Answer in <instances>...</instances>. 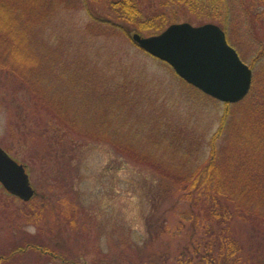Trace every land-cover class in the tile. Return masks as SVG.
I'll return each mask as SVG.
<instances>
[{
  "label": "rangeland",
  "instance_id": "obj_1",
  "mask_svg": "<svg viewBox=\"0 0 264 264\" xmlns=\"http://www.w3.org/2000/svg\"><path fill=\"white\" fill-rule=\"evenodd\" d=\"M94 9L99 17L110 18L104 5H94ZM90 12L85 7L51 10L44 24L33 26L38 35L32 45L36 57H30L15 42L0 45V53L8 55L6 61L17 65L25 77H33L32 87H36L37 78V86L43 84V92L47 91L44 94L42 88H36L39 97L45 95L38 106L49 104L47 111L51 113L46 116L38 112L37 118L45 124L52 118L70 116L67 122L71 126L68 130L54 122L62 128L61 140L66 136V147L64 152L55 140L57 151L49 156L36 139L38 126L32 123L36 119L28 121L32 114L21 116L20 128L9 135L10 120L20 118L15 116V109L13 114L4 111L0 100V142L24 164L29 184L36 191L27 204L4 200L6 205H0V235L14 238L21 246L30 236L47 243L51 259L39 256L37 248H27L29 254L22 256V264H35L34 255L39 256V264H146L148 259L163 264L165 258L166 264H175V252L183 250L189 241L176 228L177 220L170 209L165 208L169 200L153 210L148 198L153 170L148 165L157 157L167 161L179 158L169 150L175 143H187L188 138L183 142V129L195 131L191 139L194 150L199 152L202 147L207 155L210 136L219 127L234 124L231 111L239 110L234 104L244 103L252 95L258 72L259 76L264 73V56L257 57L264 49V22L259 19L248 29L242 24L224 29L228 43L252 70L247 95L225 103L186 83L168 63L140 49L126 35L124 26L112 27L93 39L87 32ZM176 16L180 18L176 22L198 24L185 20L182 13ZM206 21L218 23H203ZM64 39L63 51L57 47ZM2 77L6 75L0 74ZM6 81L0 97L8 99L14 87ZM15 92L22 99L23 91ZM17 108L24 113L23 105ZM64 110L67 116L62 114ZM30 124L31 134L27 132ZM88 128L103 130L102 134L107 131L118 151L108 142L81 139L79 143L80 135L75 132ZM51 132L47 130V135ZM13 209L28 214L20 212L15 217ZM240 236L248 240L244 232Z\"/></svg>",
  "mask_w": 264,
  "mask_h": 264
},
{
  "label": "trees",
  "instance_id": "obj_2",
  "mask_svg": "<svg viewBox=\"0 0 264 264\" xmlns=\"http://www.w3.org/2000/svg\"><path fill=\"white\" fill-rule=\"evenodd\" d=\"M98 4L104 5L110 18L98 16L100 14L94 9V5ZM55 7L63 11H76L85 7L89 12L92 11L87 32L92 33L93 39L112 27L123 29V26L132 27V31L141 35L154 34L180 20L176 16L179 13L184 15L185 20H196L198 24L205 20L216 21L222 30L237 24L248 29L250 24L259 19L264 22V0H0V45L4 42H15L30 57H36L37 53L32 45L38 40V35L33 26L44 24L45 17ZM95 8L98 9L97 6ZM66 40L60 41L57 48L64 51ZM261 56H264V49L258 52L257 57ZM7 59L8 55L1 52L0 74L6 77L0 78V93L6 80L14 89L11 97H0V100L4 102V111L13 114L15 109V116L20 118V121L10 120L7 128L9 135L16 134V130L20 128L21 116L25 113L32 114L33 116L27 118L29 122L33 121L32 118L36 119L32 123L38 126L35 135L39 144H42V152L49 156L55 154V140L65 152L66 136L61 140L62 128L59 127L60 124L54 125V122L61 123L69 130L71 126L67 122L70 119L68 112L64 110L62 113L67 118L57 113L61 116L57 120L52 118L50 122L42 123L41 118H37L38 112L46 116L51 113L47 111L49 104L38 106L39 100H44L47 91L43 92V84L42 87L37 86V78L34 79L36 87H32L33 77H25L15 67L17 65L6 61ZM259 74L260 72L255 79L252 95L244 103L241 101L234 104L239 106L236 112L240 115L231 111L237 125L235 126V122L230 127L225 124L212 132L207 155L202 147L199 148L201 154L194 150L191 139L195 137V131L183 129L184 133L181 135L183 142L188 138L187 143H175V148L169 150L178 159L167 161L157 157L151 165L145 162L153 170L148 189L153 210L156 211V207L163 200H169L168 207L165 208L170 209L177 220L176 228L182 230L186 241H189L183 250L175 252V264H264V73L261 76ZM36 88H42L44 97H39ZM17 89L23 91L20 94L22 99L16 94ZM20 105L24 106V113L19 112L17 107ZM230 117L231 115L227 120ZM31 124L27 129L29 134L32 130ZM47 130L52 131L51 135H47ZM83 130L75 132L80 135L77 137L79 143L82 140L88 142L87 139L108 142L118 151L116 143L109 141L107 131L102 134L104 131L99 129ZM0 145L7 154L20 162L10 154L12 151L7 144ZM192 153H196V156L191 155ZM7 199L20 204L19 199L8 194L0 185V205ZM20 212L28 214L27 211L16 210L14 216L18 217ZM29 220L31 219L27 221ZM242 232L247 235L248 240L240 236ZM1 236L0 264H22L23 257H28L29 254L27 248H37L36 253L39 256L52 258L46 242L30 236L28 242L21 246L14 238ZM30 242L33 243L32 246H27ZM34 256L36 259L33 263L39 264V256ZM148 260L146 264H158L152 259ZM163 261L166 264L168 259Z\"/></svg>",
  "mask_w": 264,
  "mask_h": 264
},
{
  "label": "water",
  "instance_id": "obj_3",
  "mask_svg": "<svg viewBox=\"0 0 264 264\" xmlns=\"http://www.w3.org/2000/svg\"><path fill=\"white\" fill-rule=\"evenodd\" d=\"M124 27L134 44L168 63L177 76L202 93L226 103L237 102L247 95L252 70L216 23L174 22L146 36ZM29 183L24 165L0 146V185L8 194L28 201L35 193Z\"/></svg>",
  "mask_w": 264,
  "mask_h": 264
}]
</instances>
